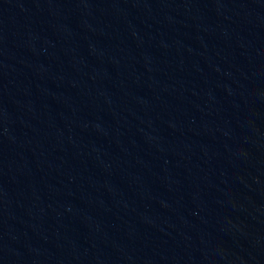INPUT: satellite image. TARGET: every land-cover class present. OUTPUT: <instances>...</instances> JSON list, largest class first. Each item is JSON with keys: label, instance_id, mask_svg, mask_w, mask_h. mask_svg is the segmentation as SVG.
Segmentation results:
<instances>
[{"label": "water", "instance_id": "1", "mask_svg": "<svg viewBox=\"0 0 264 264\" xmlns=\"http://www.w3.org/2000/svg\"><path fill=\"white\" fill-rule=\"evenodd\" d=\"M0 264H264V0H0Z\"/></svg>", "mask_w": 264, "mask_h": 264}]
</instances>
